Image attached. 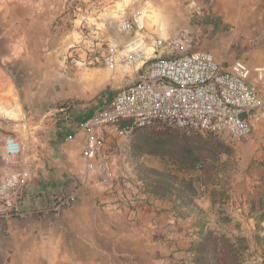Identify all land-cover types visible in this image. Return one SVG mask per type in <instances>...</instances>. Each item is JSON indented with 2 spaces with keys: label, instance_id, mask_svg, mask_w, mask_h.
<instances>
[{
  "label": "crops",
  "instance_id": "1",
  "mask_svg": "<svg viewBox=\"0 0 264 264\" xmlns=\"http://www.w3.org/2000/svg\"><path fill=\"white\" fill-rule=\"evenodd\" d=\"M106 1L109 10L89 19L98 31L83 36L69 25L72 0H0V183L16 168L30 175L22 204L25 214L0 217V264H195L197 244L208 231L243 241L245 254L260 252L264 166L246 176L239 202L234 190L223 205L227 219L208 221L177 201L148 198L125 187L126 171L132 175L125 147L137 131L125 136L115 126L99 131L103 154L116 176L114 187L98 181L97 172L87 173L80 120L107 107L135 76L132 68L108 71L101 64L81 66L72 60L71 43L84 58L86 47L129 38L114 24L120 4ZM212 3L222 12L235 4ZM254 5H264V0ZM163 7L168 14L176 9L172 4ZM251 59L263 63L264 50L253 51ZM66 105L67 117L62 111ZM70 134L72 139L66 140ZM8 136L23 144L13 163L3 159ZM70 194L73 200L52 210ZM135 194L144 200L134 210L117 202ZM243 264L252 263L244 258Z\"/></svg>",
  "mask_w": 264,
  "mask_h": 264
},
{
  "label": "built area",
  "instance_id": "2",
  "mask_svg": "<svg viewBox=\"0 0 264 264\" xmlns=\"http://www.w3.org/2000/svg\"><path fill=\"white\" fill-rule=\"evenodd\" d=\"M74 12L70 27L83 36L96 34L98 28L89 19L109 10L106 0H72ZM113 16L120 33L129 35L122 43L107 40L86 47L79 58L76 43L69 45L77 65L101 64L108 70L118 67L135 71L134 79L122 87L112 102L79 123L85 133L82 156L87 173L97 172L113 184L114 175L103 154L104 141L99 131L115 126L120 136L152 127L171 125L201 133L228 135L244 140L254 126L264 122V64L251 65L242 59L224 64L214 52L199 49L186 30L172 37L152 35L146 29V8L133 0H117ZM152 52V57L150 53ZM69 105L62 111L68 115ZM72 135L66 140L72 139ZM23 144L15 136L4 141L3 159L13 163L22 153ZM201 166V165H199ZM30 175L25 168L11 171L0 183V217L22 216L25 189ZM111 184V185H112ZM73 200L62 197L52 207L58 211ZM144 199L139 195L117 202L134 210ZM44 211V210H41ZM179 264H184L183 260Z\"/></svg>",
  "mask_w": 264,
  "mask_h": 264
},
{
  "label": "rangeland",
  "instance_id": "3",
  "mask_svg": "<svg viewBox=\"0 0 264 264\" xmlns=\"http://www.w3.org/2000/svg\"><path fill=\"white\" fill-rule=\"evenodd\" d=\"M212 1L147 0L140 4L146 8L150 34L172 37L175 30H186L195 38L197 48L214 52L222 62L242 59L251 65L264 64L251 59L253 51L264 50V5H254L256 0H234L235 4L222 12ZM171 4L176 7L174 12L164 13L163 6ZM263 124L254 126L244 140L212 134L203 144L186 141L173 132H192L190 129L169 125L141 129L126 143L124 154L132 175L125 169V187L136 188L148 198L177 201L202 219H227L223 205L233 198L234 190L239 202L246 176L264 166ZM113 175V184L107 182L112 187L116 185ZM97 179L107 181L100 176ZM198 203L204 204L203 208ZM260 248V252L254 250L243 258L252 264H264V241Z\"/></svg>",
  "mask_w": 264,
  "mask_h": 264
},
{
  "label": "trees",
  "instance_id": "4",
  "mask_svg": "<svg viewBox=\"0 0 264 264\" xmlns=\"http://www.w3.org/2000/svg\"><path fill=\"white\" fill-rule=\"evenodd\" d=\"M92 115V112L89 113L80 120V123L90 118ZM154 126L156 127V125ZM191 131L192 132L188 131V133H186L180 129L173 130V132L177 133L186 141L194 140L199 144L205 143L208 136L212 135V133H210L206 135V137L199 131ZM243 245L244 243L241 240L235 243L225 235H216L211 231H208L197 244V251L194 259L195 264H243V256L245 254V248Z\"/></svg>",
  "mask_w": 264,
  "mask_h": 264
}]
</instances>
